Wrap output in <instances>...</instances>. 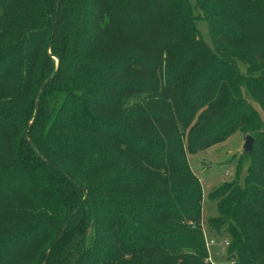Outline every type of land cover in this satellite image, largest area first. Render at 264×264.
Segmentation results:
<instances>
[{"label":"trees","instance_id":"trees-1","mask_svg":"<svg viewBox=\"0 0 264 264\" xmlns=\"http://www.w3.org/2000/svg\"><path fill=\"white\" fill-rule=\"evenodd\" d=\"M197 8L212 47L188 0H0V264H213L187 155L237 130L245 181L209 195V225L264 264V122L242 94L264 111V0Z\"/></svg>","mask_w":264,"mask_h":264},{"label":"rangeland","instance_id":"rangeland-1","mask_svg":"<svg viewBox=\"0 0 264 264\" xmlns=\"http://www.w3.org/2000/svg\"><path fill=\"white\" fill-rule=\"evenodd\" d=\"M188 1L192 5L195 15H197L199 19L196 22V26L200 32V38L208 46L212 47L209 27L207 22L202 18L201 10L197 8V0ZM53 58L55 60V66L58 68L59 61L56 57ZM176 65L177 63H164L166 70L164 77H170L172 75L171 70L178 74L179 70L175 69ZM202 67L203 66L198 63V73ZM239 67L241 73L246 75V67L241 63H239ZM168 71H171L170 75H168ZM193 71L194 69H190L189 74H184L182 72L179 77H176V80L181 82L188 81ZM242 94L247 103L255 109L256 113L260 114L262 121L264 122V111L260 105L259 97L252 95L245 86H243ZM179 98H181V94L179 95ZM207 108V106L202 108L198 115L201 116L206 113ZM196 132L197 130L194 133ZM252 135L253 134H248L245 131L237 130L232 133L225 142L218 143L208 149L199 151L196 154L187 155L190 169L198 178L203 188L201 229L208 241L213 240L215 242L214 245L207 247L213 264H236V259L228 257L227 247L224 245L225 241H229L228 235L223 233V236H219L218 234L221 233V230L219 231L209 225V220L218 216L217 200H210L209 195L222 184L230 183L236 179H238L241 185L244 184L250 159L245 154L243 147L246 137ZM48 256L49 255H47L46 260H48Z\"/></svg>","mask_w":264,"mask_h":264},{"label":"water","instance_id":"water-1","mask_svg":"<svg viewBox=\"0 0 264 264\" xmlns=\"http://www.w3.org/2000/svg\"><path fill=\"white\" fill-rule=\"evenodd\" d=\"M58 7H59V6H58ZM58 67H59V64H58ZM49 80H50V79H49ZM49 80L47 81V83L49 82ZM47 83H45V84L40 88V90H39V92H38V95H37V99L39 98L40 93L42 92V90L44 89V87L46 86ZM38 106H39V105L37 104V107H36V113H37V111H38ZM25 137H26V138L29 137L27 132H26V134H25ZM253 143H254L253 138H252L251 136H247V137H246V140H245L244 147H243L245 153L250 154V153L252 152V150H253ZM30 144H31V146H32V142H31V141H30ZM45 264H46V262H45Z\"/></svg>","mask_w":264,"mask_h":264},{"label":"built area","instance_id":"built-area-1","mask_svg":"<svg viewBox=\"0 0 264 264\" xmlns=\"http://www.w3.org/2000/svg\"><path fill=\"white\" fill-rule=\"evenodd\" d=\"M214 244H215V242H214L213 240H209V241H207V245H208V246H210V245H214ZM224 244H225V245H228L227 242H225ZM208 246H207V247H208Z\"/></svg>","mask_w":264,"mask_h":264}]
</instances>
